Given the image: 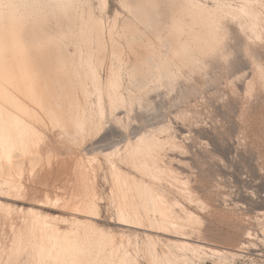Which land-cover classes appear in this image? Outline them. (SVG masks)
I'll use <instances>...</instances> for the list:
<instances>
[{
  "label": "bare ground",
  "instance_id": "1",
  "mask_svg": "<svg viewBox=\"0 0 264 264\" xmlns=\"http://www.w3.org/2000/svg\"><path fill=\"white\" fill-rule=\"evenodd\" d=\"M97 1L100 10L107 8L108 0ZM2 2L16 7L0 9V180L8 185L14 197L31 195L29 199L34 205L60 208L71 218L42 214L34 207H18L15 212L19 220H14L12 208L0 202L4 220L0 221V264H141L138 241L130 251L129 234L121 233L118 242L114 233L92 221L98 215L100 200L95 181L96 165L100 162L95 154L87 155L84 160L68 152L73 160L72 191L65 197L46 192L38 198L33 192L28 193L21 180L22 167L14 163L13 151L25 148L26 155L28 146H34L47 154L56 151L54 142L66 141L65 136L69 144L74 143L75 135L85 132L88 124L98 132L104 124L105 107L112 115L118 106L127 109L134 100L140 101L132 97L131 91H127V96L121 91L124 75L131 81L138 73H148L151 79L153 74L156 76L165 70L168 79L174 81L178 74L169 69V62L177 70L187 67L195 71L197 59L219 49L226 20H235L243 31L257 33L260 17L264 16L261 6L264 0H242L236 6L230 0L215 6L200 0H122L121 4L126 6L122 8L128 15L122 16L120 23L117 18L108 21L97 15L90 0ZM161 9L169 19L168 24L159 23ZM183 14L188 17L187 23L181 18ZM164 27L168 28V50L162 54L152 47V37L143 30L148 29L154 38L160 39ZM136 34L144 35L142 45L156 60L154 70L134 48ZM68 44L74 46L73 53L67 51ZM93 60L100 66L107 65L105 80ZM130 62L135 71L123 72ZM245 90H249L248 81ZM115 118L112 116L115 122L121 123L119 117ZM45 127L50 131L59 130L58 139L52 141L44 135L42 128ZM157 130L167 132L169 138L157 136ZM176 138V133L167 126L152 127L139 132L124 149L99 151L110 167L109 194L118 224L146 226L176 238L167 239L166 249L157 251L159 239L150 234L145 236L143 250L151 264H202L205 256H217L220 260L219 256L224 253L234 256L235 250L241 251L239 248L249 241L243 242L235 234L225 235L213 229L202 215L183 206L174 196L168 197L163 187L153 182L166 176L185 201L201 212L208 211L206 201L193 193L187 180L180 178L181 172L171 168L172 160L168 156L159 157L167 144L172 149H180ZM124 160L148 181L122 170L117 163ZM158 161L164 165H158ZM63 163L61 158L56 165L62 168ZM28 175L33 179L36 170ZM235 205L245 207L237 202ZM225 206L229 205L225 203ZM257 212L264 216V209ZM62 222L69 225L61 227ZM261 226L264 231V221ZM242 234L256 235L247 227ZM124 239L127 245L123 244ZM216 243L234 247L225 245L218 249Z\"/></svg>",
  "mask_w": 264,
  "mask_h": 264
},
{
  "label": "rangeland",
  "instance_id": "2",
  "mask_svg": "<svg viewBox=\"0 0 264 264\" xmlns=\"http://www.w3.org/2000/svg\"><path fill=\"white\" fill-rule=\"evenodd\" d=\"M121 1L108 0L107 8L100 10L98 1L90 0L97 15L101 14L105 20L108 18V21L117 18L118 23L121 22L122 16L128 15L121 7ZM200 1L208 6H215L218 2L227 0ZM241 2L242 0H230L232 6ZM146 10L152 11V8L146 7ZM158 16L159 23H169L162 9ZM181 18L184 23L188 22V17L184 14ZM259 24L260 29L254 33L241 30L235 20H226L223 50L225 55L231 54L228 63L234 67L226 70L223 61L218 58V52L216 55L212 52L205 58L196 60L195 71L187 67L177 70L175 64L169 62V69L177 71L178 74L174 81L168 79L165 70H161L159 75L153 74L151 79L148 73H138L131 81L124 75L121 91L125 96L128 90L131 91L132 97L140 98V103L134 100L127 109L118 106L112 115L108 107H105L104 124L98 132L88 124L85 132L75 135L74 143L69 144L65 136L68 143L59 139L60 143L54 142L56 151L47 154H43L42 149L39 152L34 146H28L26 155L23 152L25 148L14 150L13 161L21 164V180L28 193L33 192L38 198L46 192L49 195L61 194L65 197L72 191L75 183L74 175L70 171L73 160L68 152H71L73 157L84 160L87 155L95 154L100 162L95 170L100 200L98 215L92 221L105 231L114 233L118 242L121 241V233L129 234L131 236L129 250L133 251L138 241L140 247L138 261L141 264H151L149 256L143 250L145 236L150 234L159 239L157 251L166 249L167 239L176 238L146 226L135 228L118 224L112 197L109 194L112 186L110 167L99 151L113 146L124 149L128 142L134 141L139 132L152 127L167 126L170 131L176 133L175 143L180 145V149H172L167 144L159 157L163 159L168 156L172 160L171 168L181 172L180 178L187 180L188 187L193 193L206 201L208 211L201 212L185 201L184 195L170 184L166 176L162 175L159 181H153L154 184L162 186L168 197L174 196L183 206L202 215L213 229L225 235L235 234L243 242L249 241L245 247L239 248L241 251L235 250L234 256L224 253L219 256L221 260L217 256H205L202 264L221 262L264 264V231L261 226L264 216L257 212L264 209V88L260 87L258 70V65L264 62L261 55L264 52V16L260 17ZM167 29L164 27L160 39L154 38L148 29L143 30L150 38L152 37V47L162 51V54L168 50ZM143 36V34L133 36L137 38L134 48L154 70L156 60L142 45ZM66 49L68 52H74L72 44H68ZM246 51L255 55L249 57L244 54ZM93 63L102 80H105L107 65L100 66L95 60ZM132 64L128 63L123 72L135 71L136 67ZM235 68H239L240 71H235ZM246 81L249 82L248 91L245 90ZM87 85L91 87V82L88 81ZM77 94L82 98L79 91ZM93 99L95 100V96ZM96 116L94 106V120ZM112 116L114 119L119 117L121 123L115 122ZM42 132L55 141L59 130L50 131L45 127L42 128ZM155 132L161 138H169L167 132L159 133L158 130ZM61 158L64 163L62 168H59L56 162ZM117 164L130 175L148 181L127 160ZM157 164L164 165L161 161ZM31 170H36L33 179L28 175ZM30 197L31 195L14 197L8 185L2 184L0 180V202L12 208L11 216L14 220H19L18 213L15 212L18 207L25 209L34 207L42 214L71 218L69 213L61 211L60 208L51 209L34 205ZM236 202L245 207L241 209L233 206ZM225 203L229 206H225ZM0 212L2 223L3 213ZM59 224L61 227L69 225L67 222ZM245 227L254 231L256 235L251 237L243 235L242 230ZM135 235L138 237L134 238ZM123 244L127 245L126 239L123 240ZM225 245L234 247L225 243H216L215 247L221 249V246Z\"/></svg>",
  "mask_w": 264,
  "mask_h": 264
},
{
  "label": "snow or ice",
  "instance_id": "3",
  "mask_svg": "<svg viewBox=\"0 0 264 264\" xmlns=\"http://www.w3.org/2000/svg\"><path fill=\"white\" fill-rule=\"evenodd\" d=\"M262 7H264V3L261 4ZM16 7V5L13 4H4L2 2V0H0V9L3 8H14ZM121 7H126L125 5L121 4ZM220 45L221 47L219 49L216 50V52H214L213 54L216 55V53L218 52V58L223 61L224 63V67L227 70L228 68H232L234 67V65H230L228 62L231 59V54L225 55L224 54V50H223V38L220 41ZM245 55H248L249 57H252L255 55V53H251V52H245ZM262 57H264V52L261 53ZM258 70H259V75H260V87L264 88V62H262L261 64L258 65ZM235 71H240L239 68H235ZM38 78V77H37ZM113 150L116 151L117 149L115 148V146H113Z\"/></svg>",
  "mask_w": 264,
  "mask_h": 264
}]
</instances>
